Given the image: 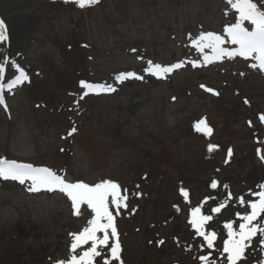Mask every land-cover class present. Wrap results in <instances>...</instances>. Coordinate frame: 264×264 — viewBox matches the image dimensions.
Here are the masks:
<instances>
[{
	"label": "rangeland",
	"instance_id": "374dc122",
	"mask_svg": "<svg viewBox=\"0 0 264 264\" xmlns=\"http://www.w3.org/2000/svg\"><path fill=\"white\" fill-rule=\"evenodd\" d=\"M237 19L227 0H98L83 9L72 0H0L5 78L17 66L28 77L0 105V159L47 167L71 183L116 182L127 207L109 210L124 264H201L206 254L224 264V225L238 231L237 214L250 210L240 198L253 199L264 184V72L241 57L205 63L213 54L195 41L223 35ZM149 61L183 66L157 78L145 71ZM129 72L144 79L117 82ZM82 81L116 91L83 95ZM201 119L211 135L195 131ZM29 184L0 181V264L67 261L71 234L94 213L81 205L76 215L64 194L32 193ZM198 207L212 216L203 228L216 233L213 249L190 223ZM261 238L240 264H264Z\"/></svg>",
	"mask_w": 264,
	"mask_h": 264
},
{
	"label": "snow or ice",
	"instance_id": "6c2138e0",
	"mask_svg": "<svg viewBox=\"0 0 264 264\" xmlns=\"http://www.w3.org/2000/svg\"><path fill=\"white\" fill-rule=\"evenodd\" d=\"M68 2V0H66ZM81 9L92 6L98 3V0H72ZM235 12L238 13V19L231 26L223 30V35H216L211 32L202 34L199 39L195 41V47L199 48L201 52L209 49L212 56H205V63L212 60H222L225 57H241L246 60H253L251 67L264 72V0H227ZM253 26L252 30L245 26ZM9 41L7 27L3 20H0V44ZM237 46L229 48L226 45ZM134 51V50H133ZM0 63V105L4 104L5 93L12 92L19 85L28 79L25 71L16 67L18 75L6 80L5 78V64ZM149 67L145 70L157 78L171 73L174 69L181 68L180 63L162 67L159 64L153 65L151 61L148 62ZM195 67V63L193 62ZM133 78L143 80L144 77L135 73H121L116 79L117 82H123L125 79ZM81 87L85 89L83 95H88L89 92H107L112 93L116 88L111 85H93L86 82H81ZM206 92H211L213 95H218L211 88L201 85ZM83 98V97H81ZM245 103H248L245 100ZM259 120L264 123V114L259 116ZM251 125V121H249ZM194 129L198 133L206 136L211 135L212 129L206 125L205 120L201 119L195 122ZM76 131L73 128L68 135ZM213 146H209V151H212ZM260 149H257L259 154ZM232 151L229 149L228 156L231 157ZM264 159V156L261 157ZM0 181L15 182L19 185L27 186V191L32 193H39L41 191L53 192L59 191L64 194L70 201L75 214H80L81 205H87L94 213L92 219L88 221V227H85L79 234H71L73 240L70 244V257L67 261H58L57 264H124L121 257V244L114 222L113 212L109 210L110 204L114 206L119 213V209L127 207L126 195L120 194V186L113 181L104 180L89 185L84 182H67L62 176L57 175L53 170L47 167H34L28 163H17L6 159H0ZM212 188H216L217 184L214 181L211 184ZM261 190L252 193L253 199L245 201L243 197L240 198L241 205H247L250 209L247 213L240 215L238 218L241 221L238 225V231L234 230L233 223H226L224 227L227 229V239L223 241L222 252L226 254L224 257V264H240L242 260H246V249L252 246V241L257 236L262 237L259 241L260 247L264 250V184L258 186ZM126 191V190H125ZM182 194L187 197V193ZM109 197L111 200L109 201ZM212 208V212H220L221 207ZM201 209L198 207L192 210L191 225L196 233L206 242L208 249L214 248V241L216 240V233H205L204 224L212 220L211 215H201ZM98 234H102L99 236ZM111 240V243H110ZM91 242L90 248L84 250L82 254L77 252V249L82 245H87ZM164 243L163 240L158 242V246ZM201 264H216L214 260L210 259V255H202L199 257Z\"/></svg>",
	"mask_w": 264,
	"mask_h": 264
},
{
	"label": "bare ground",
	"instance_id": "6f19581e",
	"mask_svg": "<svg viewBox=\"0 0 264 264\" xmlns=\"http://www.w3.org/2000/svg\"><path fill=\"white\" fill-rule=\"evenodd\" d=\"M141 55L143 56L144 54H141ZM7 93H10V92H7ZM5 96H6V95H5ZM15 240H16V239H15ZM18 240H19V239H18ZM14 246H15V247H14V252H17L18 250H20V253H21V254H20V253H19V254H20V255H25V253L22 252V249H16V248H18V243H15ZM35 254L38 255L39 253L37 252V253H35ZM44 254H45V252H44Z\"/></svg>",
	"mask_w": 264,
	"mask_h": 264
}]
</instances>
